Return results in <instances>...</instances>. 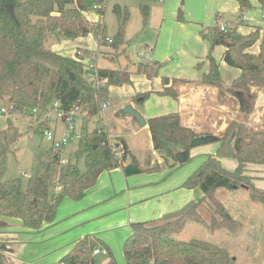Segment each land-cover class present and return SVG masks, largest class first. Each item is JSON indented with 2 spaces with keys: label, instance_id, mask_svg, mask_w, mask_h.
<instances>
[{
  "label": "trees",
  "instance_id": "obj_1",
  "mask_svg": "<svg viewBox=\"0 0 264 264\" xmlns=\"http://www.w3.org/2000/svg\"><path fill=\"white\" fill-rule=\"evenodd\" d=\"M106 1L0 0V100L4 99L9 106L20 111L34 107L43 109L57 102L64 112L77 108L85 121L98 115L102 105L109 103V87L130 84V72L126 67L96 68L95 79L90 80L86 76L90 71L82 63V58L60 55L49 49L46 40L49 36L55 40H75L88 33L92 24L84 13L92 7L103 16ZM138 1L145 20L149 15L148 3L152 0ZM238 1L241 8L247 7V0ZM256 1L264 11V0ZM113 13L118 21L114 38H106L103 20L94 24L100 46L116 47L122 44L129 13L119 5H114ZM225 26V30H220L218 24L214 25L209 29L208 36L203 35L210 43V52L207 57L209 71L203 75L202 82L219 90L223 88L219 65L211 55L214 47L222 46L225 49L223 62L240 70V76L232 81L229 89L242 93L246 98L250 96L255 99L256 94L251 92V88H264V42L260 43L257 54L249 53L248 49L259 39L258 29L241 35L237 32L236 23H225ZM136 67L137 71L146 72L149 78L157 73L155 62H139ZM163 81L167 82V79ZM141 97L145 98L146 95ZM178 121V116L173 114L151 118L145 123L153 151L161 156H169L172 168L178 165L174 150L189 152L191 140L198 137L190 129L181 127ZM244 122L232 121L225 129L222 139L218 140L222 144L224 139L234 135L232 154L228 156L237 160L235 170H225L221 167L218 156H208L181 186L201 191L202 198L193 207L204 201L212 206L214 216L207 226L209 229L224 226L235 230L240 226L216 199L217 189L233 191L243 187L249 191L251 200L264 203V192L256 189L251 178L245 175V164L264 166V132L248 134ZM19 137L18 128L10 121H7L5 129L0 130V218L19 221L24 231L32 234L40 233L53 224L56 210L64 199H82L96 184L102 172L122 167L129 155L123 140L111 144L104 128L100 127L91 134H83L78 140L76 153L84 159V173L70 162L60 168V154L50 148L40 156L34 175L22 186L18 179L2 181L8 154L12 152V145ZM112 145L121 148L119 158L114 157L115 148ZM180 218L158 225L132 223L131 236L123 246L125 264H235L234 258L225 249L214 244L171 237V232L183 229L171 227L172 221L176 222ZM193 219L196 217H192ZM199 220L194 222L201 224L202 221ZM98 246L104 248L108 255L105 264H116L110 250L96 235H87L75 242L57 264H95L93 252L98 250ZM2 263L0 251V264Z\"/></svg>",
  "mask_w": 264,
  "mask_h": 264
},
{
  "label": "rangeland",
  "instance_id": "obj_2",
  "mask_svg": "<svg viewBox=\"0 0 264 264\" xmlns=\"http://www.w3.org/2000/svg\"><path fill=\"white\" fill-rule=\"evenodd\" d=\"M197 1L200 3L205 2V0H187L185 3V0H180L176 8V21L180 23L185 21L183 11L188 9V6H186L187 4L192 5V8L197 11L198 8L195 5ZM163 2L164 1L159 2L157 0L150 1L148 3L149 9H153L154 14L152 16L148 15L144 20L140 12V2L138 0H107L103 16H100L97 10L92 9V7L86 12L85 17L89 20L88 22L92 24V28L88 33L77 38L79 39L77 42L75 41L77 39L59 38V40H55V38L49 36L46 40V44L52 51L65 55L71 54L76 47L86 49L83 51L78 49L77 55H75L76 57L82 58L83 64L87 57L92 65L96 64V66L100 68L118 69L123 68L125 64L131 68L138 62L139 58H142L140 57V52L145 53L147 50L146 45L152 48L159 40L163 41V35H161L163 28H161V23L164 18L165 24L169 21L165 12L161 17L163 11L160 9ZM228 2H231V0H226L219 10L218 16L223 22L220 25H225L227 21L238 19L241 14H245L248 24H253L252 21H254V19L257 21L260 20L262 11L259 8H245L244 6L241 8L239 4V10L235 12L228 7ZM114 5H119L122 9L126 8L129 13V18L124 27L122 44L116 47L100 46L97 43L96 27L94 24L95 22L103 20L106 25V38H114L117 34L118 26L116 15L113 13ZM174 10L175 7H172L171 11ZM243 11L245 12L243 13ZM203 27L205 30H208L214 27V24H206ZM205 41L208 40L206 39ZM109 60L114 61L111 62ZM84 65L87 66L86 64ZM136 66H138V63ZM257 91H262L264 94V88H260ZM225 92V87L219 90V101H221L220 99L225 95ZM253 94H256V92L253 91ZM255 101L256 97L255 99H251L250 96L248 97L250 107H255ZM112 105L113 106L107 111H105L106 109H102L98 115L87 121L83 119L80 113H77L78 115L73 117V122L71 123L73 129L68 130L66 122L57 118L50 106L43 109L38 108L37 120H30L25 111H20L18 109L17 112L12 113L9 110L7 102L4 99L0 100V108L7 110L6 114H0V130L5 129L7 121H10L13 126L18 128L20 133L19 139L12 145V152L8 154L2 181L18 179L20 184L24 186L27 179L34 175L40 156L51 148V144L44 142V126L50 128V131L54 133L56 139H61L66 133L69 135L67 143L61 147L60 155L62 158L76 165L78 169L84 173L86 170L84 159L78 157L76 153L78 147V139L76 136L91 134L92 131L100 128V126L103 128L108 126V128L112 130V133H117V129L115 128H119V125H117L112 115L115 109L114 103H112ZM257 109L261 111L264 107L257 106ZM234 110L235 109H233V112ZM253 112L255 114L257 113L255 109ZM39 115H44L43 121L39 118ZM117 115L123 114L118 110ZM248 118V120L244 122L248 134L255 131L264 132V112L259 116L261 120L259 124H254L252 122L250 113H248ZM122 129V136L130 145V159H135L139 164H142L144 168H150L148 171L154 170V172L149 174H134L128 176L130 177L128 179H138L140 182H156V186H160V191L162 190L163 192L161 199H158L161 205H165L164 200L166 198L180 200L182 197L180 193H183L187 198L189 197L188 203H198L201 200L202 193L197 188L187 189L177 187L172 189V187L174 183L180 182L178 181L180 180V175L183 176L181 177L183 179L186 174L190 175L199 168L202 164V157L191 153L188 161H186L181 168L175 170L171 167L172 160L169 156L166 157V154L161 156L157 153L155 155V152H153L151 148V142L147 136V132L141 131L137 135L132 136V131L129 128ZM210 131L215 132L218 131V129L211 128L209 124L200 129V132L204 136L212 135L209 134ZM224 132L220 133L219 136H215L221 140ZM228 138L224 139V142L221 144L223 148L222 151L225 150ZM218 160L221 167L227 171H234L238 164L237 160L231 156L219 157ZM255 165L259 164H249L248 166L251 168ZM248 166L245 164L246 171ZM156 168H158L157 171L155 170ZM248 171L245 172V175ZM115 181V174L107 173L101 176L100 181H98L93 190V194H88L90 198L87 197L83 199V197L82 200L80 199L78 201L61 202L57 209L54 226L51 228L52 230H48L45 233L42 232L43 234L27 233L24 231L20 222L13 219L0 218V251L3 260L2 264H21L18 261L16 262V258L21 255L25 256L26 261H29L30 264H57L59 260L67 254L75 241L89 234L96 235L106 248L110 250L116 264H125L123 246L132 233V223H127V214H129L127 211L128 206H123L126 195L122 196V200L118 198L115 203L112 199L103 205L96 206V208L92 210H89L88 207V201L92 199V197L99 196L105 185H110L111 187L112 182ZM259 182L260 183L255 182L254 185L257 187H259V185H264L261 184L264 183V181ZM130 186L132 185L130 184ZM243 189L244 188H238L237 191H231L220 188V195L215 194L218 201L225 202H229L228 196L235 195L234 193L239 194L240 199H236V205L233 204L234 201H231V205L236 207V215H231L239 222L240 226L238 228L230 230L224 226H219L209 229L207 226L210 225L214 214L212 213V206L204 201L201 205L199 204L190 208L191 210L186 216L176 220V222L172 221L171 227H181L183 230L175 233L171 232V237L182 241L196 239L214 244L225 249L228 254L234 258L235 264H264V203L259 200H251L249 191L246 195ZM97 192L100 193L96 194ZM131 195H133L131 198L133 202L134 194ZM158 200L155 199L156 203L159 202ZM85 202L87 204H84ZM102 206L110 208H101ZM166 206L168 207L167 204ZM149 208H152L150 202L146 205L132 203L130 211L131 214H135L138 211L136 214L141 215L144 214L143 211ZM150 211L151 210L147 212L150 213ZM112 212L115 213L111 214ZM146 213L142 217L139 216L138 219H132V221L137 220L138 222L149 223L152 217ZM164 216L163 220L166 221ZM192 217H196L195 220L200 219L199 221H202V223L194 222L195 220L193 219V221ZM97 248L101 249V251H99L97 255H93L94 263L105 264L108 259L106 250L99 246Z\"/></svg>",
  "mask_w": 264,
  "mask_h": 264
},
{
  "label": "crops",
  "instance_id": "obj_3",
  "mask_svg": "<svg viewBox=\"0 0 264 264\" xmlns=\"http://www.w3.org/2000/svg\"><path fill=\"white\" fill-rule=\"evenodd\" d=\"M162 1L164 2L160 9L161 11H163L161 13V17L165 12V15L169 19L168 23L165 24V18L162 20L161 23V28H163V31L161 32V35H163V41L159 40L156 45H154L152 48L146 45L147 50L145 51V53L143 52V55L140 56L142 58H139L137 62H155L157 64V73L153 77L149 78L145 74L146 72L137 71V63H135L131 68H129L125 64L124 67L128 68L127 70L130 72L131 83L124 84L122 86H110L108 89L109 103L106 104L107 106L105 108V111L112 107V103H114L115 109L112 115L114 116L117 125H119V128L114 127L115 129H117V133H112V130H110L108 126H105L104 130L111 144H115V141L117 140H123L127 145L129 155L127 159L123 162L122 167L102 172L99 175L96 184L90 190H88V192L83 198H87L89 196L88 194H93V190L96 187L98 181H100L102 175H106L107 173H114L116 176V181L112 182L111 187L110 185H105L103 191L101 192V194H99V196L92 197V199L88 201V207L89 210H92L96 208V206L103 205L104 203H107L109 202V200L112 199L115 203L118 198L122 200V196L126 195L124 199L125 201L123 202V206H128L127 211L129 212V214H127V223L129 222L130 224L138 222L137 220H133V222L132 219H138L139 216L142 217L149 210H151L150 213H146L149 214L150 217H152L149 223L154 225L162 224L164 222L163 216L181 209L186 203H188L189 197L187 198L183 193H180L182 194L180 200L166 198L164 200L165 205H161L160 200L158 199H161L163 192L162 190L160 191V186H156V182H140L138 179H128L130 177H128V175H126L124 172V167L126 165H132L136 167L138 171L135 174H149L151 172H154V170L148 171L150 168H144V166L142 164H139L135 159H133V161L132 159H130V145L122 136V128H129L132 131V136L137 135L141 131H145L147 132V136L150 139V133L147 129V126L139 127L136 120L132 116L126 114L117 115L118 110L121 111L125 106L130 105L134 110L139 112L141 117L144 119L145 123L148 119L151 118L175 114L178 116V124L181 127L188 128L193 131L194 134L200 136H203V134L200 132V129L205 125L208 126L209 124L211 128L218 129V131L215 132L210 131L209 134L219 136L220 133L225 131L230 122H244L249 119L248 114L244 115L240 111L239 102L236 98V93L228 88L230 87L232 81L240 76V70L229 67L223 62L222 56L225 49L222 46H216L211 51L212 57L219 65V71L222 78V85L226 88L225 95L222 96V99H220L221 101H219L220 94L218 88L206 85L202 82L203 75L207 74L209 71V61L207 60V57L210 52V43L209 41H205L206 39L204 40L203 38V35L208 36L209 29L205 30L203 26L206 24L210 25L211 23H213L214 25H219L223 23L220 20L218 13L221 8V5H223L226 0H205V2L201 3L197 1V4H195L198 8L197 11L192 8V5L187 4L186 6H188V9L184 8L185 11H183L186 22L184 21L181 23L176 21V8L178 7L180 0ZM186 1L187 0H185V3ZM247 1L248 5L245 8L257 7L262 11L260 20L257 21L254 18H251L254 19V21H252L253 24H248L245 14H241L238 19L234 21H227L226 24L231 22L236 23L237 32L241 35L249 34L250 32L258 29L259 39L252 47L248 49L249 53L257 54L259 51L260 43L264 42V20L262 19L263 10L256 0ZM172 7H175L174 11H171ZM228 7L231 10L237 12L239 10V1L231 0V2H228ZM244 12L245 11H243V13ZM153 14V9H149V15L152 16ZM85 15L86 13H84V16ZM243 16L244 19H242ZM78 40L79 39L75 41L77 42ZM78 49L82 51L86 50L80 47H76L73 52L69 55L60 53L58 54L75 58V54ZM85 59L86 61L84 62V64H92L89 58L87 59L86 57ZM93 66H95L96 68H100L96 66V64ZM150 70L151 69H148L147 71L149 72ZM163 79H167V82L163 81ZM253 91L256 92V105L254 104L255 107H250V104L248 103V98H246L245 96L244 97L247 101L248 113H250L251 115L252 122L254 124H259L261 122L259 116H261V113L264 112V109L259 111L257 109V106L264 107V94L262 93V91L255 90V87L251 88V92ZM171 92H173L172 95ZM143 95H146V97L142 98L141 96ZM233 109H235L234 112ZM254 109L255 111H257L256 114L253 112ZM43 116L39 117L42 121L44 118ZM222 149L223 148L220 142L211 143L201 147L191 148L188 152V158H190L191 153H194L197 156L203 158V163L208 156H218V158L228 156L226 154V149L224 151H222ZM180 151L181 150L178 149L174 151V153H178ZM177 164L178 165L173 167L175 170H178L183 166V164ZM248 165L249 164H247V166ZM246 169L247 171L250 170L246 175L251 178L253 186L256 189L264 192V185H259V187L254 185L255 182L260 183L259 181H264V166L255 165L251 168L248 166ZM155 170L157 171L158 168H156ZM190 175L186 174L183 179L181 178L183 176L180 175V180H178L180 182L174 183L172 189H175L177 187L180 188ZM130 184L132 186H130ZM243 190L247 195L248 190L245 188ZM98 193L100 192H97L96 194ZM131 194H134L133 202L131 201V198L133 196ZM215 194L220 195L219 189L215 191ZM234 194L235 195L228 196L229 202L219 201L230 215H236V207L231 205V201H234L233 204L236 205V199H240L238 193ZM155 199L159 201L157 202L158 204L156 203ZM70 201L72 200L66 198L62 201V203ZM149 202L152 208L143 211L144 214L137 215L136 213L138 211L135 214H131L130 207L132 203L146 205L149 204ZM84 204L87 203L85 202ZM166 204L168 205V207L166 206ZM101 208L110 207L102 206ZM114 213L115 212H112L111 214ZM233 219L236 220L234 217ZM53 226L54 222L42 232L45 233L48 230L51 231V228ZM98 250L100 251L101 249ZM17 261L21 264H30L29 261H26L25 256L23 255L16 258V262Z\"/></svg>",
  "mask_w": 264,
  "mask_h": 264
},
{
  "label": "built area",
  "instance_id": "obj_4",
  "mask_svg": "<svg viewBox=\"0 0 264 264\" xmlns=\"http://www.w3.org/2000/svg\"><path fill=\"white\" fill-rule=\"evenodd\" d=\"M159 2H162V0H157ZM244 19V16L243 18ZM262 19L264 20V11L262 13ZM219 28L220 30H225L226 26L225 25H220L219 24ZM140 55H143V52L140 53ZM86 68L88 69V71H90L89 73L87 72L86 76L88 79L90 80H94L95 76H96V67L91 65H87ZM107 105H102V109H105ZM50 108H52L56 115L57 118L62 119L63 121L66 122V124L68 125V130H72L73 129V125L71 124L73 122V117L77 116L78 114V109H72L68 112H64L63 110H61L59 108V104L57 102H53L50 105ZM9 110L13 113L17 112L18 109L12 105L9 106ZM38 108L34 107V108H27L24 111L27 113V116L30 120H37V112H38ZM7 110L4 108H0V114H6ZM43 134H44V140L46 143L51 144V148L56 151L59 152L61 151V147L67 143L68 139H69V135L66 133L64 136L61 137V139H56L55 135L53 132L50 131V128L48 126H44L43 129ZM81 137V135L76 136V138L79 140ZM115 149L113 151L114 157L119 158L121 155V148L118 147L117 145H112ZM69 161L62 158L61 155L59 156V167L62 168L65 164H67ZM99 250H94L93 255L98 254Z\"/></svg>",
  "mask_w": 264,
  "mask_h": 264
},
{
  "label": "water",
  "instance_id": "obj_5",
  "mask_svg": "<svg viewBox=\"0 0 264 264\" xmlns=\"http://www.w3.org/2000/svg\"><path fill=\"white\" fill-rule=\"evenodd\" d=\"M84 33H86V30H84ZM236 98L238 99V102H239L240 111L244 115H247L248 114V106H247V101H246L244 95L242 93H236ZM121 112L123 114L132 116L136 120L139 127L146 126L145 121L141 117L139 112L134 110L130 105L125 106L121 110ZM233 139H234V135H232L226 142L225 149H226V154H228V155L232 154L231 144H232ZM218 140H219V138L215 135L198 136V137H195L191 140L189 146H190V148H195V147H199L202 145H207V144L218 142ZM44 142H45V140H44ZM174 157H175L176 162L181 164V163H184L187 161V159L189 157V153L187 151H180L178 153H175ZM137 171H138L137 168L132 166V165H126L124 167V172L128 176L135 174ZM193 205H194L193 202L187 203L181 209L165 215L164 219L166 221H168V220L180 218L183 215H185L189 211V209L193 207Z\"/></svg>",
  "mask_w": 264,
  "mask_h": 264
}]
</instances>
